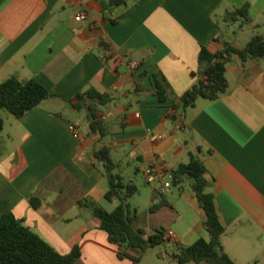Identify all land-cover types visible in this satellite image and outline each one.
<instances>
[{
    "label": "crops",
    "instance_id": "0c3cea01",
    "mask_svg": "<svg viewBox=\"0 0 264 264\" xmlns=\"http://www.w3.org/2000/svg\"><path fill=\"white\" fill-rule=\"evenodd\" d=\"M246 4L249 24L226 20ZM80 12L86 19L78 22ZM256 32L264 37V0H131L116 8L107 0H0V84L36 80L52 95L22 117L1 112L0 216L13 214L61 254L78 247L75 264H178L177 246L210 240L189 181L176 186L172 179L195 153L226 228V253L237 264H264V58L234 55L226 93L198 99L175 120L168 116L173 100L196 83L203 46L212 53L225 43L242 49L240 39ZM159 72L170 85L166 102L153 92L151 75ZM90 87L113 99L105 108L110 133L104 139L91 132L88 113L72 106ZM73 111L84 115L85 131ZM102 145L113 148L121 173L132 168L127 183L137 186L141 175L149 186L138 187L145 216L131 198L127 203L138 210L135 227L147 239L167 230L163 244L121 249L101 229L93 205L109 211L119 205L106 200L108 180L95 165ZM148 167L164 172L158 184L146 182ZM167 182L170 192L163 191ZM123 252L129 257L120 258Z\"/></svg>",
    "mask_w": 264,
    "mask_h": 264
},
{
    "label": "trees",
    "instance_id": "16d2710c",
    "mask_svg": "<svg viewBox=\"0 0 264 264\" xmlns=\"http://www.w3.org/2000/svg\"><path fill=\"white\" fill-rule=\"evenodd\" d=\"M129 1L131 0H107L110 8L126 5ZM225 18L227 21H238L241 18L242 25L249 24L251 22L249 4L234 12H228ZM234 55L242 61L264 58V37L254 36L242 49L225 43L224 49L216 53L210 52L203 46L199 54L198 71L193 75L197 81L182 97L173 100L172 112L168 116L175 120L178 113L183 114L186 109L194 106L198 99L214 101L226 93L229 88L226 72ZM151 80L153 92L161 102H166L170 96V85L165 76L160 72L154 73L151 75ZM50 97L52 95L46 87L36 80L22 82L13 77L1 83L0 135L5 125L2 111L22 117ZM76 100L77 102L72 106L78 111L85 110L88 113L91 132L99 134L102 139L106 138L110 131L105 119V108L113 101L112 97L108 93L90 87L78 93ZM94 156L95 165L102 168L108 180L106 200L110 202L114 199L119 200V205L112 211L97 204L93 205V214L101 221V229L107 232L110 242L121 249L137 248L143 251L166 242L168 237L164 228L156 230L147 239L145 231L135 227L139 213L127 201L135 196L139 189L135 184L125 181L114 159L113 148L107 145L99 146L95 149ZM206 171L204 162L195 153L190 154V161L187 164H181L172 171L174 185L189 181L206 212L205 228L210 234L209 241L201 238L193 245L177 246L173 257L178 264H237L222 245V236L226 228L220 222L214 195L208 191ZM39 203L37 198H32L34 207H38ZM163 205L165 204L151 206V210L155 211ZM124 257L129 256L123 252L120 258ZM80 258L81 252L78 247L68 254H61L13 214L0 216V264H75Z\"/></svg>",
    "mask_w": 264,
    "mask_h": 264
},
{
    "label": "rangeland",
    "instance_id": "374dc122",
    "mask_svg": "<svg viewBox=\"0 0 264 264\" xmlns=\"http://www.w3.org/2000/svg\"><path fill=\"white\" fill-rule=\"evenodd\" d=\"M254 36L257 35V32L256 34H253ZM253 35H246V36H243L241 39H240V43L243 45V46H246L248 44V42L254 37ZM253 36V37H252ZM73 114H75V122L78 124L79 127H81L83 129V131H85V128H84V115L78 111H73ZM122 173L124 175V177H129L131 175H135L133 174V171H132V168L128 167V166H125L124 169H122ZM138 177V182H137V187L139 188H145V187H149L148 185H146V183L144 182L143 178L141 175H137ZM130 203L133 207H140L139 208V212L142 216H145V211L147 209V201H146V197L145 195H142L140 193L136 194L134 198H131L130 200ZM108 204V203H106Z\"/></svg>",
    "mask_w": 264,
    "mask_h": 264
},
{
    "label": "built area",
    "instance_id": "2783aa9c",
    "mask_svg": "<svg viewBox=\"0 0 264 264\" xmlns=\"http://www.w3.org/2000/svg\"><path fill=\"white\" fill-rule=\"evenodd\" d=\"M86 19V14L83 12H80L77 16H76V21L80 22ZM71 129L73 130V132L75 134H79V132L75 129V127H71ZM144 177L146 179V182L149 185H156L158 184L162 178L164 177V172L158 170L155 167H148L144 170ZM173 179V177H172ZM173 184L172 183H164L163 185V191L164 192H170L171 188H172Z\"/></svg>",
    "mask_w": 264,
    "mask_h": 264
}]
</instances>
